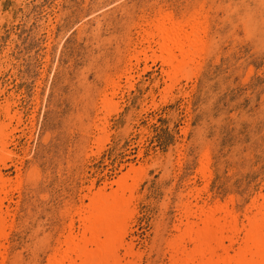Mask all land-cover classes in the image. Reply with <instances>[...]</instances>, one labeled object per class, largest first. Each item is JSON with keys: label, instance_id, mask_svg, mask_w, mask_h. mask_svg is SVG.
<instances>
[{"label": "rangeland", "instance_id": "1", "mask_svg": "<svg viewBox=\"0 0 264 264\" xmlns=\"http://www.w3.org/2000/svg\"><path fill=\"white\" fill-rule=\"evenodd\" d=\"M166 19L184 28L202 21L204 32L199 71L163 101L168 66L133 60L124 71L133 49L147 45L138 31ZM105 93L117 111L104 143L95 142V127ZM0 119V131H12L0 174L18 173L19 189L3 202L12 215L1 264L62 256L72 220L80 231L86 187L118 179L130 165L141 177L127 238L142 252L138 264H168L187 207L206 203L210 214L233 204L240 228L264 193V0H0ZM203 161L208 186L197 199Z\"/></svg>", "mask_w": 264, "mask_h": 264}, {"label": "bare ground", "instance_id": "2", "mask_svg": "<svg viewBox=\"0 0 264 264\" xmlns=\"http://www.w3.org/2000/svg\"><path fill=\"white\" fill-rule=\"evenodd\" d=\"M172 22L170 19L163 22H150L148 29L138 31V38L141 37L139 44L147 45L137 46L133 49L128 59L129 70L124 71L126 76L128 71L131 73V62L133 60L136 61V65L141 60H152L153 62L160 60L163 66H168V70H163L164 81L169 82L166 83V90L164 89L163 101L166 100L172 86L180 78L189 80L195 73L197 74L203 50L202 33L204 31L202 21L198 23V26L187 28L173 26L174 23L172 24ZM148 51H151L152 55L147 56ZM141 56H144V58L142 59ZM148 69V66H144L141 72H146ZM129 76L130 78H127L128 86L126 87L131 89L133 83L130 80L133 79V76ZM114 87L116 88L115 83L112 84V91L110 92L112 96L115 93ZM185 94L187 95L186 92ZM101 104L104 116L97 118L99 125L96 123L95 128L99 132L95 142L106 139L105 137L108 135L105 136L104 132L107 130L108 115L117 111V103L113 102L107 93L103 95ZM3 122L0 121L1 127L4 124ZM8 125L5 124L4 128L6 129ZM10 133L12 131L6 133L3 130L0 131V152H2L0 156L10 154L6 150V147L9 146L8 142L4 141L8 139ZM9 157L11 158L12 155ZM201 163L202 165L197 171L198 175L195 177L202 180L204 184L194 189V198L197 199L203 198L208 186L206 172L208 161ZM147 166V163L144 164L143 170ZM137 168L135 165H130L127 171L120 175L118 179L108 183L104 182L102 186L94 190L95 181L86 187L87 193L82 196V199L86 198L87 203H81V208L76 212L80 231L75 232V224L72 220L67 227L63 240V255L60 257L57 255L48 264H138L142 252L135 250L134 237L127 238L132 231V224L137 216L135 191L138 185L137 182L140 181L139 177H141L136 172ZM17 175L18 173L14 179H11L0 174V264L3 262L4 230H6L7 217L10 213L8 207L6 210L3 209V202L7 199L10 191L13 192V190L18 189ZM130 180L132 182L129 183ZM113 185L117 187L113 189ZM108 186L110 191H106ZM258 198L262 202L259 203ZM204 204L198 206L196 210H193L194 207L192 208V206L187 207L179 219L180 222L174 225L175 229L180 231L181 234L179 239L174 236V239L168 243L170 254L168 264H264V193L250 202L245 215H243L246 221L242 222L240 228H237V222L233 219V204L225 207L216 206L210 214H208L207 206ZM254 209L256 211L249 214ZM191 217H193V220L190 219ZM184 219L185 221H183ZM236 244L237 247L234 248Z\"/></svg>", "mask_w": 264, "mask_h": 264}]
</instances>
